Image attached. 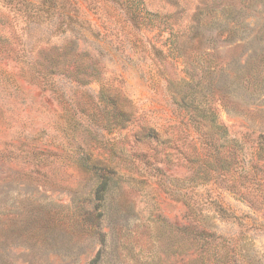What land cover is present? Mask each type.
Wrapping results in <instances>:
<instances>
[{
  "label": "rangeland",
  "instance_id": "374dc122",
  "mask_svg": "<svg viewBox=\"0 0 264 264\" xmlns=\"http://www.w3.org/2000/svg\"><path fill=\"white\" fill-rule=\"evenodd\" d=\"M129 2L0 0V264H264V0Z\"/></svg>",
  "mask_w": 264,
  "mask_h": 264
},
{
  "label": "trees",
  "instance_id": "16d2710c",
  "mask_svg": "<svg viewBox=\"0 0 264 264\" xmlns=\"http://www.w3.org/2000/svg\"><path fill=\"white\" fill-rule=\"evenodd\" d=\"M8 5L10 8L16 10L18 4H21V6L24 9V20L27 22L26 29L29 28L30 24H35L38 23V20H42L47 26L48 29L51 30V34H57L61 35L63 33L67 32H75L77 34L79 33V29L77 28L76 24H79L81 21L71 14V5H66L67 0H39L38 3H33L30 0H20L17 3L14 4L13 2L16 0H7ZM110 3H115L119 4V6L126 11V14L130 15L132 18H139L141 17L142 13L144 12V7H133V4L129 2V0H106ZM22 10V9H21ZM41 21V22H42ZM42 40H50L47 38H44ZM80 39L77 37V42ZM48 42V41H47ZM47 44V43H45ZM162 52V51H159ZM163 54V57H168L165 53ZM42 69L40 70V73L45 77H56L55 73L47 68H45L43 65H41ZM53 83V84H52ZM55 81H51V85H54ZM104 94V89L102 87V95ZM107 107V106H106ZM202 122H204V127H208V132L202 131V134L206 136L207 140V145L210 149L213 151H219V147L217 145L219 139H223L226 137V129L220 124L219 120L217 117L212 114L208 115V112L206 110H201L200 115ZM206 125V126H205ZM145 129H140L139 131V140L141 138V134L143 133ZM154 137V135H152ZM264 138V137H262ZM235 148L236 151L238 149V144L235 141ZM235 163L237 165V161L235 159ZM202 174H205L206 177L212 178L213 174L216 172L215 169V163L214 160L211 158L210 160H207L203 164ZM198 169V170H197ZM195 172L199 174V169L198 167ZM199 176V175H198ZM107 187V181H104L103 183H100V186L97 190V196L98 199L104 201L105 199V194L104 191L106 190ZM220 211H225L224 209L220 208ZM199 244L204 243L205 239H197ZM105 242V241H104ZM209 256H212L211 253L207 252ZM100 254L97 258H95L91 264H99L100 260Z\"/></svg>",
  "mask_w": 264,
  "mask_h": 264
}]
</instances>
